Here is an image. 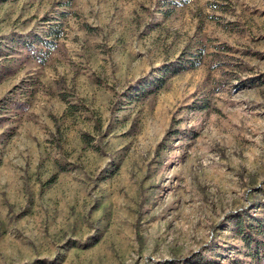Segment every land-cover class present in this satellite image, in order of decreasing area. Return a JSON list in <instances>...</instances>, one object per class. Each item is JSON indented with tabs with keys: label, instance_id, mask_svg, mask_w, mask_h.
<instances>
[{
	"label": "rangeland",
	"instance_id": "374dc122",
	"mask_svg": "<svg viewBox=\"0 0 264 264\" xmlns=\"http://www.w3.org/2000/svg\"><path fill=\"white\" fill-rule=\"evenodd\" d=\"M0 48V264L264 256V0H5Z\"/></svg>",
	"mask_w": 264,
	"mask_h": 264
},
{
	"label": "trees",
	"instance_id": "16d2710c",
	"mask_svg": "<svg viewBox=\"0 0 264 264\" xmlns=\"http://www.w3.org/2000/svg\"><path fill=\"white\" fill-rule=\"evenodd\" d=\"M5 1V0H0ZM182 1H188V0H182ZM57 26H50L48 30L46 31L45 37H50L52 39H56L59 37V30L56 28ZM50 39L42 38L35 34H28L25 39H22L21 37L13 38L8 43H6L3 47L11 51L15 52H23L22 57L24 61L27 60H35V61H41L43 59V56L48 53L49 50L54 48V42H52ZM41 49H45V52H42ZM14 53V52H13ZM5 55H7V52H5L4 49L0 48V82L4 80L7 76L11 75L14 71V68L9 65L8 60H5L6 58H3ZM193 65V64H192ZM183 64L181 62H171L169 67H165V71L167 72H173L178 73L182 71ZM160 85V80H156L152 83H146L142 87V90H140V93H143L142 96H145L149 92L155 90ZM2 101V99L0 100ZM12 102L13 105H15V108H20L22 106L21 103L16 102L12 100L11 98H8L6 100V103ZM230 221L233 223V226L235 228H239L241 226L244 227V229H247V235L245 239L246 243L249 244L251 241L258 243V235L264 231V222H255L254 226L252 224H249V227L244 226V221L242 215H237L230 219ZM249 228V229H248ZM252 234V236H250ZM253 259L254 264H264V256H261L259 254L258 250L253 251ZM159 264H170L168 261H161Z\"/></svg>",
	"mask_w": 264,
	"mask_h": 264
}]
</instances>
